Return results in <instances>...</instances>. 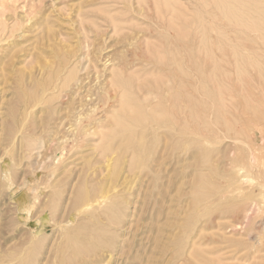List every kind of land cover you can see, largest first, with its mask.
Here are the masks:
<instances>
[{
	"label": "rangeland",
	"instance_id": "obj_1",
	"mask_svg": "<svg viewBox=\"0 0 264 264\" xmlns=\"http://www.w3.org/2000/svg\"><path fill=\"white\" fill-rule=\"evenodd\" d=\"M248 2L0 0V264H264Z\"/></svg>",
	"mask_w": 264,
	"mask_h": 264
},
{
	"label": "bare ground",
	"instance_id": "obj_2",
	"mask_svg": "<svg viewBox=\"0 0 264 264\" xmlns=\"http://www.w3.org/2000/svg\"><path fill=\"white\" fill-rule=\"evenodd\" d=\"M216 1H217V0H216ZM222 1H223V0H222ZM239 1H240V0H239ZM241 1H242V0H241ZM259 1H260V0H259ZM262 1H263V0H262ZM235 2H236V0H235ZM246 2H247V1H246ZM238 3H239V2H238ZM248 3L250 4V0H249ZM248 3H247V4H248ZM253 3H254V2H253ZM259 3H260V2H259ZM209 4H210V3H209ZM217 4H218V3H217ZM224 4H225V2H224ZM239 5H240V4H239ZM208 6H209V5H208ZM232 6H234V5H232ZM250 6H252V5H250ZM253 6H254V5H253ZM262 6H263V5H262ZM205 7H207V6H205ZM217 7H218V6H217ZM241 7L244 8V6H241ZM245 7H246V6H245ZM247 7H248V6H247ZM255 7H256V6H254V9H256ZM258 7H259V5H258ZM159 8H160V7H159ZM163 8H164V7H163ZM248 8L250 9L251 7H248ZM248 8H247V9H248ZM179 9H180V8H179ZM179 9H178V11H179ZM210 9H211V8H210ZM223 9H224V7H223ZM232 9H233V8H232ZM249 9H248V10H249ZM257 9H258V8H257ZM262 9H263V8H262ZM160 10H161V9H160ZM176 10H177V9H176ZM251 10H252V9H251ZM163 11H164V10H163ZM178 11H177V12H178ZM218 11H219V10H218ZM262 11H263V10H262ZM180 12H181V10H180ZM180 12H179V13H180ZM239 12H241V10H239ZM252 12H253V10H252ZM254 12H255V11H254ZM254 12H253V16H254ZM156 13H157V12H156ZM223 13H224V12H223ZM235 13H236V9H235ZM249 13H250V12H249ZM232 14H234V13L232 12ZM245 14H246V12H245ZM245 14H244V15H245ZM247 14H248V13H247ZM234 15H235V17H236L237 14H234ZM242 15H243V9H242ZM257 15H258V17H259V14H258V13H257ZM257 15H256V17H257ZM228 16H229V15H228ZM251 16H252V15H250V17H251ZM216 17H217V16H216ZM216 17H215V18H216ZM232 17H234V16H232ZM258 17H257V18H258ZM260 17H261V15H260ZM260 17H259V18H260ZM223 18H224V17H223ZM243 18H244V16H243ZM257 18H256V19H257ZM225 19H226V18H225ZM239 19H240V17H239ZM247 19H248V17H247ZM260 19H261V18H260ZM263 19H264V18H263ZM197 20H198V19H197ZM240 20H241V19H240ZM245 20H246V18H245ZM236 21H237V18H236ZM238 21H239V20H238ZM242 21H243V20H242ZM251 21H252V20H251ZM257 21H258V19H257ZM260 21H262V20H260ZM263 21H264V20H263ZM263 21H262V23H264ZM170 22H171V21H170ZM247 22H248V21H247ZM249 22H250V21H249ZM235 23H236V22H235ZM241 23H242V22H241ZM254 23H255V21H254ZM242 24H243V23H242ZM249 24H250V23H248V25H249ZM258 24H259V22H258ZM258 24H257V25H258ZM169 25H170V24H169ZM254 25H256V23H255ZM246 26H247V24H246ZM166 27H167V26H166ZM238 27H239V26H238ZM242 27H243V26H242ZM251 27H252V25H251ZM251 27H250V28H251ZM244 28H246V27H244ZM247 28H248V27H247ZM263 28H264V27H263ZM261 29H262V28H261ZM169 30H170V29H169ZM196 30H197V29H196ZM251 30H252V28H251ZM162 31H163V30H162ZM170 31H171V30H170ZM256 31H257V30H256ZM262 32H263V31H262ZM160 33H161V32H160ZM162 33H163V32H162ZM179 33H180V31H179ZM163 34H164V33H163ZM179 35H180V34H179ZM188 35H189V34H188ZM188 35H187V36H188ZM223 35H224V34H223ZM165 36H166V35H165ZM201 36H202V35H201ZM179 37H180V36H179ZM224 39H226V38H224ZM209 41H210V40H209ZM217 41H218V40H217ZM223 41H224V40H223ZM226 41L229 42V40H226ZM218 43H220V42H218ZM229 44H230V43H229ZM220 46H221V45H220ZM210 48H211V47H210ZM217 48H219V47H217ZM165 52H166V51H165ZM166 53H167V52H166ZM224 53H225V52H224ZM219 54H220V53H219ZM225 55H226V53H225ZM225 55H224V56H225ZM220 57H221V56H220ZM80 58H81V57H80ZM220 59H221V58H220ZM111 76H112V75H111ZM113 87H114V85H113ZM170 94H171V93H170ZM169 115H170V114H169Z\"/></svg>",
	"mask_w": 264,
	"mask_h": 264
}]
</instances>
